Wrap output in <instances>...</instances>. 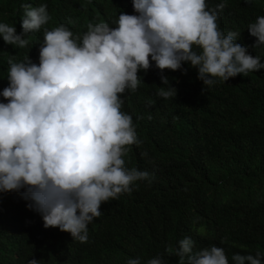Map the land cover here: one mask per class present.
I'll list each match as a JSON object with an SVG mask.
<instances>
[{
  "label": "clouds",
  "instance_id": "obj_1",
  "mask_svg": "<svg viewBox=\"0 0 264 264\" xmlns=\"http://www.w3.org/2000/svg\"><path fill=\"white\" fill-rule=\"evenodd\" d=\"M132 2L136 15L120 12L116 27L90 22L82 37L38 0L0 12L1 42L25 58L8 57L9 85L0 93L7 101L0 102V192L24 189L28 207L46 229L58 228L81 243L88 240V225L102 215V204L150 179L147 171L127 168L124 159L128 146L142 143L132 116L121 111V95L138 88L140 70L154 62L161 72L186 74L182 65L188 63L210 88L217 79L226 83L264 68L259 56L236 43L240 33L220 30L226 2L211 9L205 0ZM62 15L71 19L67 10ZM247 30L256 37L255 48L264 45V16ZM161 83L168 87H160L159 96H176L166 76ZM193 247L190 237L179 241L178 264H229L223 248ZM166 252L172 254V247ZM232 260L264 264V253H237ZM147 264L165 262L158 255Z\"/></svg>",
  "mask_w": 264,
  "mask_h": 264
},
{
  "label": "trees",
  "instance_id": "obj_2",
  "mask_svg": "<svg viewBox=\"0 0 264 264\" xmlns=\"http://www.w3.org/2000/svg\"><path fill=\"white\" fill-rule=\"evenodd\" d=\"M20 2L0 0V12ZM38 2L80 37L90 22L116 27L120 12L136 15L132 0ZM205 2L209 9L226 2L217 20L220 30L240 33L236 43L264 64V45L255 48L256 37L247 30L264 16V0ZM66 10L71 19L62 15ZM10 55L14 62L25 61L0 40V93L9 85ZM182 69L186 74L161 72L152 62L149 70L138 72V88L121 95V111L132 116L142 141L128 146L126 167L147 171L150 179L102 204L85 243L58 228L46 229L41 215L28 207L24 189L0 192V264L31 259L40 264H127L137 257L147 264L158 255L165 264H178L175 249L185 237L194 241V252L223 248L229 264L237 253H264V68L226 83L217 79L210 88H204L190 64ZM162 75L176 89L175 97L158 95ZM0 102L7 103L2 95Z\"/></svg>",
  "mask_w": 264,
  "mask_h": 264
}]
</instances>
